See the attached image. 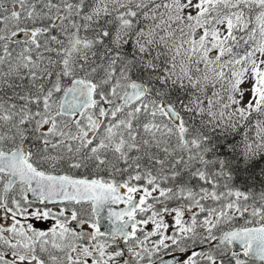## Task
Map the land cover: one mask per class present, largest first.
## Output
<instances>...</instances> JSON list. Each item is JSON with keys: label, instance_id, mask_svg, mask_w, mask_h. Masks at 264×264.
I'll list each match as a JSON object with an SVG mask.
<instances>
[{"label": "snow or ice", "instance_id": "obj_1", "mask_svg": "<svg viewBox=\"0 0 264 264\" xmlns=\"http://www.w3.org/2000/svg\"><path fill=\"white\" fill-rule=\"evenodd\" d=\"M0 264H264V0H0Z\"/></svg>", "mask_w": 264, "mask_h": 264}]
</instances>
